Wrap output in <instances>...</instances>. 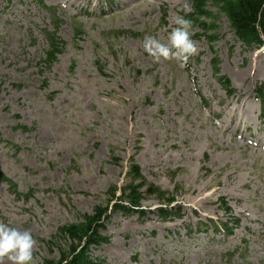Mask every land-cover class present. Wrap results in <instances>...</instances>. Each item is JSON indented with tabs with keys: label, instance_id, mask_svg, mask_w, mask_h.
Instances as JSON below:
<instances>
[{
	"label": "rangeland",
	"instance_id": "1",
	"mask_svg": "<svg viewBox=\"0 0 264 264\" xmlns=\"http://www.w3.org/2000/svg\"><path fill=\"white\" fill-rule=\"evenodd\" d=\"M43 1L45 7L37 0H0V172L22 194L35 192L18 200L0 183V222L31 230L34 264L52 255L43 240L105 203L110 187L128 183L132 157L150 182L175 193L181 219L162 220L153 199L143 203L145 217L116 213L104 229L110 243L93 248L94 258L264 264V148L255 147L264 140V108L256 97L264 87V53L247 50L227 18L210 7L218 15L214 50L191 28L196 52L186 63L155 60L142 46L144 37L167 42L188 0ZM51 12L66 46L51 69H42L43 32L55 31ZM123 31L142 37H117ZM213 52L234 97L216 80ZM249 108L254 124L247 122ZM110 148L124 169L110 163ZM208 219L230 222L233 233L215 234L205 227ZM233 250L238 253L230 258Z\"/></svg>",
	"mask_w": 264,
	"mask_h": 264
},
{
	"label": "trees",
	"instance_id": "2",
	"mask_svg": "<svg viewBox=\"0 0 264 264\" xmlns=\"http://www.w3.org/2000/svg\"><path fill=\"white\" fill-rule=\"evenodd\" d=\"M190 2L192 14L187 17L192 20L193 26H199L206 34L212 33L208 37L211 43L217 40V33L214 32L216 18L207 10L209 3L227 16L234 34L249 50L264 46V0H190ZM207 19L211 20L210 24L204 22ZM52 48V52L48 54L50 60H53L59 51L57 44L52 45ZM214 64L218 72V62L215 61ZM219 81L229 93H232L228 80L220 78ZM112 158L119 162L114 150ZM128 179L129 183L121 189L120 196L119 188L111 187L105 205L96 206L91 214H78L76 223L60 227L55 236L43 241L52 255L44 259L42 264H105L102 260L93 259L90 249L109 242L108 238L100 233L105 220L110 218L109 211L120 212L125 216L137 213L143 215L144 212L140 209L144 200L155 198L159 202H167V206L175 201L169 192L150 183L134 160L131 162ZM0 181L8 183L12 193L19 196L16 185L1 173ZM172 211L163 208L158 210L164 218L172 215ZM55 251L59 253L58 257L53 255Z\"/></svg>",
	"mask_w": 264,
	"mask_h": 264
},
{
	"label": "clouds",
	"instance_id": "3",
	"mask_svg": "<svg viewBox=\"0 0 264 264\" xmlns=\"http://www.w3.org/2000/svg\"><path fill=\"white\" fill-rule=\"evenodd\" d=\"M191 10V4L185 3L183 7L185 15L175 16V27L168 33L167 42L154 35H146L142 41L144 50L155 60L176 59L186 63L196 52L190 31L193 22L187 17ZM34 245L35 240L30 229H21L0 222V264H4L5 258L11 264H34Z\"/></svg>",
	"mask_w": 264,
	"mask_h": 264
},
{
	"label": "bare ground",
	"instance_id": "4",
	"mask_svg": "<svg viewBox=\"0 0 264 264\" xmlns=\"http://www.w3.org/2000/svg\"><path fill=\"white\" fill-rule=\"evenodd\" d=\"M71 6H74V4H72ZM250 75H247V77H249ZM246 76L244 75V74H241V77H240V79H243V80H245L246 78H245ZM237 79H239L238 77H237ZM254 108H249V109H247L246 110V113H245V115H246V117H247V122H249V123H252V124H254V120L251 118V117H249V114H253L254 113ZM232 123V122H231ZM261 124V123H260ZM227 129L226 130H229V131H232L233 133L234 132H236L235 130H236V128H235V130H230V124H227V125H224ZM251 127V125H249V126H246L245 127V129L247 130V129H249ZM260 141L262 142V144H260V145H256L257 147H264V140H261L260 139Z\"/></svg>",
	"mask_w": 264,
	"mask_h": 264
}]
</instances>
